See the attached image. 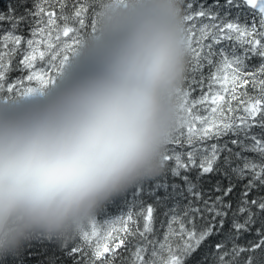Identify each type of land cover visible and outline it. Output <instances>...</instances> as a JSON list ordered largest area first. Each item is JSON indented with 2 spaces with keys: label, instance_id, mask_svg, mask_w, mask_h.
I'll list each match as a JSON object with an SVG mask.
<instances>
[{
  "label": "snow or ice",
  "instance_id": "obj_1",
  "mask_svg": "<svg viewBox=\"0 0 264 264\" xmlns=\"http://www.w3.org/2000/svg\"><path fill=\"white\" fill-rule=\"evenodd\" d=\"M181 6L186 71L176 127L159 172L119 194L128 205L126 215L103 222L96 215L75 235L36 234L14 252L0 254V264L45 243L57 244L73 264H187L214 235L220 239L212 264H264V162L244 155L256 153L264 161V138L252 132L256 126L264 129V0H224L222 5L220 0H181ZM17 7L23 9L19 15ZM17 7L0 13V92L7 84V93L15 89L27 95L54 83L80 40L62 39L76 31L60 26L68 19V0L30 5L18 0ZM71 7L85 27L89 6L73 0ZM231 9L237 10L235 16ZM241 11L248 15L245 22ZM17 70L27 75L10 79ZM33 81L38 86L20 91ZM213 175L220 179L204 189ZM234 193V200L228 199ZM158 207L165 209L159 229ZM101 224L110 227L101 231Z\"/></svg>",
  "mask_w": 264,
  "mask_h": 264
},
{
  "label": "clouds",
  "instance_id": "obj_2",
  "mask_svg": "<svg viewBox=\"0 0 264 264\" xmlns=\"http://www.w3.org/2000/svg\"><path fill=\"white\" fill-rule=\"evenodd\" d=\"M186 60L181 0H102L81 69L0 102V254L36 234L75 235L159 172Z\"/></svg>",
  "mask_w": 264,
  "mask_h": 264
},
{
  "label": "trees",
  "instance_id": "obj_3",
  "mask_svg": "<svg viewBox=\"0 0 264 264\" xmlns=\"http://www.w3.org/2000/svg\"><path fill=\"white\" fill-rule=\"evenodd\" d=\"M20 3L25 2V0H19ZM80 3H84L86 6H89V12L85 14V20L86 25L85 27L81 28L78 24L77 18L74 16V9L71 7L73 0H68V4L70 7H68L64 11V15L68 17L67 20H63L60 22L61 29L66 25L68 27H73L76 31L72 33L75 37V39H79V46L80 49L78 54L79 58H82V51L83 55H85V43L87 41V38L94 34L96 31V13L97 10L102 2V0H79ZM209 4L213 2V0H207ZM224 0H220L221 5L223 4ZM27 3L30 5L32 3V0H27ZM18 0H0V13H6L8 10L12 7H17ZM92 5H93V12H94V18H93V12H92ZM23 9H20L17 7V15H19ZM221 11H224L222 8ZM232 15L235 16L237 14L236 9L230 10ZM241 22H245L248 20V15L241 11L239 13ZM93 18V21H92ZM92 21V23H91ZM3 27H7V25H4ZM24 34H27V26L22 25ZM252 64H258V60L252 61ZM78 65V64H77ZM74 70L77 71L76 68ZM26 73H23L19 70L12 71L10 73V79H20L23 76H25ZM63 81L60 80V84H62ZM2 94H7L6 91H4ZM194 96L197 95L196 93L193 94ZM235 103V102H234ZM259 119V117H257ZM252 132L256 135H258L261 138H264V129L260 128L259 126H256L252 129ZM244 155L248 156L250 159L257 160L258 162H264L261 161V158L258 154L247 152L244 153ZM194 175V173H193ZM211 182L210 183H204L203 188L204 189H210L212 185L220 179L218 176H211ZM226 183V181H225ZM240 191L239 186L235 189V193H238ZM235 193L228 197V199L235 198ZM252 195H255L253 193ZM146 203H152L153 201L150 198H145ZM125 197L124 196H116L111 202H109L107 205L101 208V210L97 213L98 219L103 222L105 220H112L115 217L125 214L128 211V205L125 204ZM177 200L169 199L167 201L168 206H171L173 203H177ZM165 209L163 207H158L157 211L154 213L156 217L159 219L155 222V227L159 229V220L163 219V211ZM119 225H117L118 227ZM110 227V225H98V228L101 229V231H106L107 228ZM227 227V225L225 226ZM259 227V224L257 225ZM161 233L163 230H160ZM253 237H248V239H252ZM219 237L214 235L212 237H209L208 240H206L200 248L192 254V256L188 259L187 264H212V260L214 259V256L211 254L214 253L215 250V244L219 241ZM93 243H95V238H93ZM71 246V244L69 245ZM125 256L128 255L127 252L124 253ZM207 257V260L205 258ZM49 261H55V264H73V258L68 256L64 251H62L59 246L55 243H45V244H37L34 247L31 248L30 254L15 256V257H7L4 261V264H48ZM117 264H119V260H117Z\"/></svg>",
  "mask_w": 264,
  "mask_h": 264
},
{
  "label": "rangeland",
  "instance_id": "obj_4",
  "mask_svg": "<svg viewBox=\"0 0 264 264\" xmlns=\"http://www.w3.org/2000/svg\"><path fill=\"white\" fill-rule=\"evenodd\" d=\"M62 39L65 42L71 44L72 41L75 39V37L70 34L69 38L62 37ZM60 47L62 48V45ZM73 47H74V50L70 54L68 60L65 62L64 66L61 68L60 73L55 78L54 83H52V84H50V85H48V86L36 91V92H33L31 94H27V95L23 94V93H16L15 89H14V93H11V94H9L7 92H6L7 94H2L3 92H0V102L7 103L9 101L19 100L21 98L27 99V98H31V97H35V96H40V95L44 94L45 92L50 91L51 89H53L57 85H59L60 84V80L64 82L68 78H70L74 74H76L81 69L82 65L84 64L85 55H83V51H82V53H81L82 58H79L78 52H79V50H81L79 44L73 45ZM74 68H76L77 71L74 70ZM37 70L38 71L42 70L39 67V65L37 67ZM26 75H27V73H26ZM29 86H38V85L36 84L35 81H33V82H25V84L21 86L20 91H23L26 87H29ZM6 87H7V84H5V91H6ZM209 143H211V141Z\"/></svg>",
  "mask_w": 264,
  "mask_h": 264
}]
</instances>
